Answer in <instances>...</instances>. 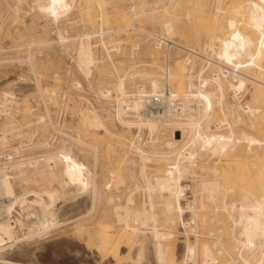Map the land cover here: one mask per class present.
I'll list each match as a JSON object with an SVG mask.
<instances>
[{
	"label": "bare ground",
	"instance_id": "6f19581e",
	"mask_svg": "<svg viewBox=\"0 0 264 264\" xmlns=\"http://www.w3.org/2000/svg\"><path fill=\"white\" fill-rule=\"evenodd\" d=\"M151 1L30 0L26 6L52 22L68 16L77 3L83 5L79 9L82 15L96 11V19H91L93 28L74 36L77 40L74 50L76 66L86 78L92 73L93 65L99 61L107 59L113 64L111 52L121 50L119 34L129 40L132 32H143L131 25L132 21L141 17L160 19L161 34L148 33L154 41L149 51L151 57L157 55L158 49L162 47L158 42L161 39L170 41L176 35L185 37L181 27L196 14L197 6L182 13L180 11L184 7V0ZM23 2L18 0V4ZM260 2L261 5H254L245 14L238 11L239 6L234 10L216 7L212 19L220 24L223 32L214 33L204 44L207 56L170 41L171 45H164L167 59L157 66V71L152 69V61L147 68L133 72H120L116 65L113 71H109L108 74L115 78L111 87L115 93H111L110 87L101 86L96 94L112 103L113 112L108 114L106 108L107 111L103 110L102 115L94 107H86L80 116L84 121V127L79 133L82 138L75 133L77 137L73 135V140L79 143L78 148L85 155L89 151L88 147L92 149L94 164L98 161L97 149L90 141L100 142L104 137L116 139V144L127 147L133 152L132 155L137 156V176L141 183L132 184L135 186L132 190L128 188L130 191H126L123 202H120L121 196L118 193L125 186V175L117 169L110 170L114 172V177L99 182L95 171L90 175L73 166L69 143L67 146L66 142L62 145L58 142L61 146L56 149L57 154L51 155L54 163L48 170L42 165L44 156H40L39 160L33 155L25 158L17 156L15 150L9 147L12 143H9L10 138H23L24 135L21 129L15 127L17 122L11 113L16 96L13 92L2 91L0 114L6 116L7 121L0 128V155H4L1 157L5 159L0 164V252L8 246L6 244L17 240V228L23 224L21 219L13 218L16 208L24 210L35 206L38 213L36 220L31 222L33 231L30 232L32 235L43 233L57 225L53 207L65 195L68 185L76 182L77 195L91 190L93 200L98 205H104L99 212L96 211L98 216L91 237L94 238V246L100 258L111 259L113 264L124 263L126 254H122L121 248L129 252L132 243L139 245V240L135 242V239L147 234L152 240L158 264H264V29L260 28L264 23V0ZM55 34L60 44L71 39L60 28L56 29ZM92 38L97 39L91 42ZM113 41L116 44L110 48L108 44ZM32 45L31 42L26 47L29 49ZM96 45L104 50L101 58L97 57L94 50ZM138 46V43L131 45L135 48ZM170 48L185 52L182 61L186 65L181 66V62H176V66H179L174 70L176 67H172L168 61ZM26 57L29 71L38 77L31 54L28 52ZM198 57L202 58L203 64L195 73L194 61ZM127 78L134 81L132 90H128L132 85L129 82L131 86L127 87ZM182 78L185 79V89ZM247 82L251 85V89H248L249 101L240 104ZM208 83L214 85L211 92L205 90ZM73 84L76 89L80 87L79 82ZM40 85L39 82L36 85L38 98L43 103L49 102L56 91L44 89ZM167 87L171 92L166 96L167 104L163 110L158 114L144 113L145 97L161 95L163 88ZM229 92L233 103L227 102ZM107 117H111L114 122V130L107 123ZM38 120L43 123L45 117L40 116ZM116 126L127 131L136 128L137 135L133 138L130 134L129 138L121 137L116 132ZM238 126L240 130H237ZM142 129L147 132L145 142L142 141L143 135H140ZM166 129L170 132L168 139L164 138L166 135L163 130ZM63 134L66 137L67 133ZM69 137L68 140H72ZM50 144L46 143L47 146ZM201 157L202 163L198 164ZM149 162H154L160 167L159 170L154 169L156 172L148 173ZM219 169H225L222 173L229 169L227 174L220 176L222 180L215 179L216 176L207 177L208 173L219 172ZM197 170L202 172V178L192 190L191 199L188 197L190 200L183 204L181 202L186 196L184 193L189 187L182 186L180 180L189 174L194 175ZM63 173L67 174V179L62 177ZM15 182L18 186L23 184L28 188H38L16 192ZM256 188L261 193L257 194ZM134 190H139L142 195L138 204L135 203ZM107 209L110 215L112 213L114 223L109 221L111 218L108 221L105 219ZM185 213L189 214L188 219H184ZM214 220L228 224L229 242H221L219 238L213 242L199 240L198 223ZM178 225L186 235L184 257L180 261L173 250ZM191 235L194 238L192 242L187 237ZM137 256L141 257V248Z\"/></svg>",
	"mask_w": 264,
	"mask_h": 264
},
{
	"label": "rangeland",
	"instance_id": "374dc122",
	"mask_svg": "<svg viewBox=\"0 0 264 264\" xmlns=\"http://www.w3.org/2000/svg\"><path fill=\"white\" fill-rule=\"evenodd\" d=\"M29 1L30 0H24L22 4H18V0H0V98L2 94L1 92L4 90L15 93L13 95L16 96L14 97L16 103L12 107L11 113L13 118L15 117V123L17 122L15 127L19 130H23H20V132L22 135L24 134L22 136L23 138H10L9 143L12 141V145L9 144V147L13 148L15 154L20 158L33 155L37 156L39 160L40 156L42 158L43 156L57 154V148H59L63 142H66L67 146L69 143L72 152L73 166L90 175L95 171L96 180L99 182L103 183L114 177V172L111 171L113 172L111 173L110 170L117 169L125 175V186L122 188V191H119L118 193V195L121 196L120 202H123L126 193L135 187L134 185L133 187L132 184L136 185L141 183V179L137 176L139 164L136 163L137 161L139 162L137 156L135 154H133V156L131 154L133 152L128 150L127 147L116 144V139L104 137V140L100 142L95 140L90 141V144L97 149L98 161L94 164L92 149L86 147L89 150L88 153L86 155L82 153L78 148L80 147L79 143L73 140V137L75 138L73 135L77 134L79 138H82L79 134L84 127V121L81 118V115L84 114L87 108L94 107L99 114L102 112V115H104V111L106 112L107 110L108 114L113 112L111 107L112 103L105 101V98L99 97L96 92L101 86H107L108 88L110 87V90L112 89V94L115 93L114 89L111 88L113 87L112 84H114V75L112 76V74H108L109 71H113L115 65L120 72H133L143 67L147 68L150 61L154 62V65L152 66L154 71H157L156 69L158 65L165 63L167 59L165 46L158 49L157 55L155 54L151 57L149 54L150 49L153 48L154 41L153 37L148 36V33L161 34L160 19L154 17V19L150 20L148 18L149 16H144L139 20L132 21L131 25L143 30V32H132L129 40L124 39L123 35L119 34L118 39L121 41H119L121 50L111 52L113 64L107 59H104L103 62L99 61V63L93 65L92 73L85 78L76 66V54L74 50L77 40L74 39V36L88 30L89 28H93L94 25L91 24V19L96 17V11H91L90 15H82V12L79 11V9L82 8L83 5L77 3L76 7L73 8L68 16L60 18L57 22H52L50 19H43L39 14H36L37 12L34 10L28 9L26 5ZM150 2L152 1L149 0V3ZM18 5L19 9L16 10ZM183 5L184 7L180 11L182 13L185 12L186 9H193L194 5L197 6L196 9H198V11L195 14L196 16L194 15L189 21L182 25L181 29L185 37L176 35L173 36L170 41L185 48L193 49V51L198 52L199 54L201 53V55L207 56L204 44L214 33L222 34L223 32V28L220 24L214 22L212 19V15L217 6H220L224 10H234L236 9V6H239L238 11L240 10L245 14L254 5H261V2L260 0H184ZM154 15L156 16V14ZM154 15L152 14L151 16ZM87 20L89 22H87ZM57 28H60L62 32L66 33L65 36L71 39L64 44L58 43L55 34ZM260 28L264 29V23L260 25ZM96 39L97 38H92L91 42H94ZM31 42L34 45H32V47L29 46L28 49L26 45L31 44ZM34 42L38 44L35 45ZM135 43H138L139 46L137 48L131 47V45ZM110 44L108 45L112 48L116 42L113 41ZM101 49L102 48L98 45L94 48L98 58L104 56V50ZM28 52L32 56V64L35 66L36 72L39 74H37L38 77H35L36 75L29 71V63L26 60ZM169 53L170 56L168 61L172 67H176L174 70L179 66L178 64L176 66V62H179V64L182 63L181 66L185 64V62L182 61L185 52L176 48H170ZM202 62L203 60L200 57L195 59V73L201 64H203ZM185 65L184 68L186 67ZM36 78L38 79L36 80ZM37 81L41 84V87H45L44 89L53 90L54 92L56 91L55 95L52 96L53 98L51 97V102L43 103V101L38 98L39 92L36 86L38 84ZM181 81L182 84L184 82L183 86L185 89V79L182 78ZM74 82H79L80 87H77L76 89L75 86H72ZM126 83L127 87L131 86L128 90H132V83H134V81L127 78ZM247 84L246 86L248 88L245 87V93H242V98L239 100L240 104L249 101L248 95L250 91L248 89H251V85H249L250 83L248 84L249 86ZM230 94L231 92L227 94V102L233 103V98H229ZM88 101L90 103H87ZM106 108L108 109L106 110ZM40 116L45 117L44 124L39 122L38 117ZM6 121V116L4 117L1 114L0 128ZM107 123L112 130H114L112 126L114 122L111 117H107ZM115 128L118 130H116V132H118L117 134L121 137L124 136L129 138L128 135L130 134L129 136L133 138L137 135L136 128H132L129 131L122 128L120 129L118 126ZM237 130H240V126H238ZM62 131L65 132V134L67 133L66 137H64V134L62 135ZM163 132H165L164 134L166 135L164 138H170V132L168 129L163 130ZM69 135L71 136L69 137ZM140 135H143L142 141L146 140L147 132L145 129L141 130ZM68 137L72 138V140H68ZM63 138H65V140ZM103 141L105 142L103 143ZM48 142L51 143L49 146L46 145ZM58 142L62 144L59 145ZM106 142L110 143L109 146H111L109 147ZM105 144L108 148L105 147ZM202 158L203 157L198 160V164L202 163ZM129 159L132 161L134 159L136 161L132 162ZM147 164V171L150 174L156 172L157 169L159 170L160 168L159 166H156L154 162H149ZM223 170L225 169H219V172L215 173H208L207 177L214 178L216 176L215 179L222 180L220 176L227 174L229 169L223 172L224 174L222 173ZM231 170L229 171L230 173ZM15 172L16 169H14V173ZM220 172L221 174H219ZM194 175L189 174L186 176L188 178L184 176L182 178L183 180H180L182 186H187L189 188L194 187L192 189L185 188V200L183 199L181 202L183 204L186 200L191 199L190 196L192 195V190L198 185L196 184L197 181L202 178V176H200L202 175V172L199 170H197ZM133 176L135 180L133 179ZM62 177L67 179V174L63 173ZM14 187L16 192H24L28 189L38 188V186H29L28 188V186L23 184H19L18 186L16 182ZM76 188V182L70 183L65 195H62V197L56 201L53 207L54 210H52L55 213L54 215L57 220V225L43 233L32 235L30 232L33 231L31 222L36 220L38 213L35 206H31L24 210L19 207L16 208V213H13V218L21 219L23 224L21 228H17V240L11 242L12 244H6L8 246L1 250L0 264H113L111 259L100 258L94 246V238L91 237L93 236L92 234H94L92 230L95 227V220L99 212L98 210L104 207V205H98L96 200H93L91 190L77 195L75 193ZM128 188H130V190ZM257 189L258 188H256V193H261L260 190L257 191ZM133 196L136 200L135 203L137 204L142 199L139 190H134ZM108 212L107 209L104 213V215H106L105 219L108 221L111 218L113 220L111 221L110 219L109 221L114 223L112 213L110 215ZM108 214L110 216L109 218ZM188 218L189 214L185 213L184 219ZM222 223L223 222L218 220L208 221L203 224L198 223L197 230L199 231H197V233L198 236L200 235L199 240L213 242L215 239L219 238L221 239V242H229L230 235L228 232V224ZM176 229L173 250L176 258L180 261L184 257V241L186 235L179 225ZM191 236L187 237L192 242L194 238L193 235ZM140 237L143 241L140 240ZM140 237L135 239V242L136 240H139L138 242L139 245L141 244L140 246L132 243L129 252L123 248L120 249L122 254H126L123 262H126L125 264H158L155 259L153 243L149 234L145 235V238L142 236ZM87 241L88 243L86 244ZM140 241H142V243H140ZM140 248L141 257L137 258Z\"/></svg>",
	"mask_w": 264,
	"mask_h": 264
},
{
	"label": "built area",
	"instance_id": "2783aa9c",
	"mask_svg": "<svg viewBox=\"0 0 264 264\" xmlns=\"http://www.w3.org/2000/svg\"><path fill=\"white\" fill-rule=\"evenodd\" d=\"M160 44L164 46L165 44H170V41H167L166 39H161ZM213 89V84L208 83L205 86L206 92H211ZM171 90L167 88H163V93L161 95H149L145 97V106H144V113L150 115L151 113L158 114L160 110H163V108L167 104V95H170ZM1 116V114H0ZM4 155H0V164L5 161L4 157H1ZM54 163L53 157L52 156H44L42 158V165L45 169H49Z\"/></svg>",
	"mask_w": 264,
	"mask_h": 264
}]
</instances>
